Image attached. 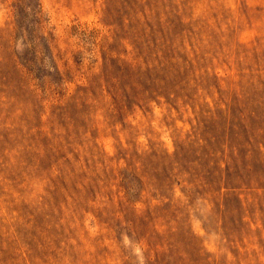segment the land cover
<instances>
[{"label": "rangeland", "instance_id": "1", "mask_svg": "<svg viewBox=\"0 0 264 264\" xmlns=\"http://www.w3.org/2000/svg\"><path fill=\"white\" fill-rule=\"evenodd\" d=\"M0 264H264V0H0Z\"/></svg>", "mask_w": 264, "mask_h": 264}]
</instances>
